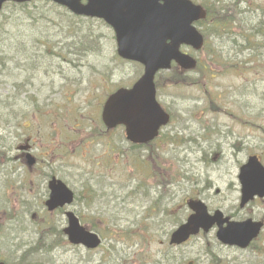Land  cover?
Listing matches in <instances>:
<instances>
[{"label":"rangeland","instance_id":"374dc122","mask_svg":"<svg viewBox=\"0 0 264 264\" xmlns=\"http://www.w3.org/2000/svg\"><path fill=\"white\" fill-rule=\"evenodd\" d=\"M194 1L213 9L222 25L201 23L206 30L203 48L181 47L198 60L187 76H176L175 69L156 74L157 99L171 112V120L156 143L146 148L132 147L123 127L106 130L100 119L107 94L131 85L143 71L139 63L117 55L110 26L73 15L49 0L7 6L0 12L1 260L264 264V228L245 249L220 244L211 229L181 248L172 247L168 263L164 252L174 223L165 220L157 227L164 216L151 212L159 198L177 216L181 207L188 209L183 201L188 197L203 200L211 210L235 214V219L264 220V199L238 207L237 180L238 167L250 153L264 163V0ZM24 140H30L37 158L32 171L16 149ZM153 149L157 154L148 156ZM45 172L74 191V202L66 209L104 234L100 249L88 251L60 236L64 214L50 213L43 205L49 178ZM154 175L188 177L178 182L183 195L178 192L177 201L162 197ZM165 186L171 192L176 184ZM138 223L148 225L139 228L149 231L151 239L141 237ZM111 227L135 235H116L115 240L108 237Z\"/></svg>","mask_w":264,"mask_h":264},{"label":"water","instance_id":"95a60500","mask_svg":"<svg viewBox=\"0 0 264 264\" xmlns=\"http://www.w3.org/2000/svg\"><path fill=\"white\" fill-rule=\"evenodd\" d=\"M5 1L29 0H0V9ZM53 1L65 5L76 14L103 18L115 32L118 55L143 64L142 75L130 88H119L107 97L101 117L108 128L123 125L127 139L134 143L153 139L159 128L169 120V114L156 100L154 75L159 69L170 68L172 61L184 69L195 66V59L182 52L180 46L201 47L202 35L192 22L205 17L203 8L189 0ZM27 157L32 164L34 159L29 154ZM238 179L241 184V205L255 195L264 196V166L255 155L248 157L240 166ZM49 188L46 201L49 210L72 201V192L61 180L53 178ZM189 204L195 213L173 232L171 242L180 243L190 234L197 233L200 227L207 230L216 222L219 225L216 233L219 240L244 247L257 235L262 225L251 220L229 221L219 210L210 216L203 203ZM66 215L67 226L63 231L71 243L87 247L98 245L99 239L95 233L81 226L72 212ZM224 222L226 226H223Z\"/></svg>","mask_w":264,"mask_h":264},{"label":"flooded vegetation","instance_id":"af4514ba","mask_svg":"<svg viewBox=\"0 0 264 264\" xmlns=\"http://www.w3.org/2000/svg\"><path fill=\"white\" fill-rule=\"evenodd\" d=\"M30 150H32V148H30ZM24 154L23 153H20V159L22 158V160H24ZM45 156H48L47 154L45 155ZM44 164L46 165V163L44 162ZM49 165V164H48ZM30 169H33V167L32 168H30ZM163 179V178H162ZM164 180V179H163ZM171 181V179H169V181H162V180H157L156 181V177H155V179L153 180V182H154V186H155V189L157 190V191H159V189L162 187V189H163V191H166V193L164 194V195H169L167 198L168 199H170V200H173V199H176L177 198V196H178V194H175V192L174 193H170V192H168L167 191V188H166V186L165 185H169L170 183H172V182H170ZM175 189V188H174ZM179 190L180 189H176V191H178L179 192ZM173 191V190H172ZM163 197V196H162ZM171 197H172V199H171ZM157 200H160L159 198L157 199ZM185 202L188 200L187 199V197H184V199H183ZM173 211V209H170V212L168 213V217H169V219L170 220H172V222H183L185 219H186V217L189 215V213L191 212L190 210H188V213L187 214H185L186 213V209H184V208H182L180 211H179V215L178 216H172V212ZM209 211H212L211 209H209ZM187 215V216H186ZM233 216V218L235 217V216H237V215H232ZM158 220H162V218L161 219H158ZM263 222H264V220H263ZM200 234V233H199ZM198 236V235H197ZM160 238H161V236H159ZM148 238L149 239H151V235L149 234L148 235ZM153 238H154V235H153ZM163 238V237H162ZM165 238V237H164ZM159 241H160V243H163L162 242V240L161 239H159ZM169 247H172L171 245L169 246Z\"/></svg>","mask_w":264,"mask_h":264},{"label":"trees","instance_id":"16d2710c","mask_svg":"<svg viewBox=\"0 0 264 264\" xmlns=\"http://www.w3.org/2000/svg\"><path fill=\"white\" fill-rule=\"evenodd\" d=\"M9 6H18V7H26L27 6V4H13V3H10V4H8ZM7 5V6H8ZM207 11H208V20H209V22H207V21H205L206 23H207V26L208 27H211L212 25H214V24H218V21H221V23H220V26L222 25V20L221 19H219V16L217 15V14H215V12H214V10L213 9H211V8H209L208 6H207ZM206 25V24H205ZM204 25V26H205ZM206 31V30H205ZM262 34H264V32H261ZM174 69V68H173ZM176 71V70H175ZM178 71H176V72H174V74L177 76V75H180V74H178L177 73ZM62 234V232L60 231L59 232V234ZM60 236H63V235H60Z\"/></svg>","mask_w":264,"mask_h":264}]
</instances>
